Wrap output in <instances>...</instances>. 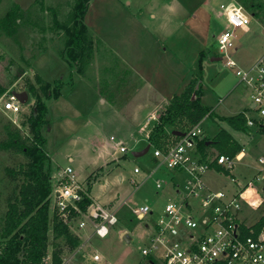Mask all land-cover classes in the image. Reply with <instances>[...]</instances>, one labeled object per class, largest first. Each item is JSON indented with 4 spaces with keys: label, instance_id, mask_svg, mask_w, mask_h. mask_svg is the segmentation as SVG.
Returning a JSON list of instances; mask_svg holds the SVG:
<instances>
[{
    "label": "rangeland",
    "instance_id": "374dc122",
    "mask_svg": "<svg viewBox=\"0 0 264 264\" xmlns=\"http://www.w3.org/2000/svg\"><path fill=\"white\" fill-rule=\"evenodd\" d=\"M120 1L126 6L124 8L134 14H142L144 9L145 14H147L146 7L157 5L162 0ZM179 1L185 5L187 12L174 20L176 23L170 26V38H164V41L170 48L178 49L182 54H184L181 50L183 45H192L190 52L196 48L199 52L205 51L207 54L203 58V72L199 77L200 98L202 104L209 107L210 111L213 112L211 111L212 115L209 116L208 114L204 117L201 123L204 130L202 138H211L221 129H225L243 145L244 151L241 159L236 161V168L231 174L216 175L209 172L205 175V178L217 189L234 191L236 184L232 181V177L243 182L248 181L253 179L263 168L260 158L264 157V136L255 131L235 130L225 121V118L249 110L251 91L246 89L240 82L237 70H249L264 54V0H245L247 8L244 9L248 13H253V4L257 5L258 2H261L262 7L257 9L259 16H252L249 31H244L241 28L237 30L235 47L228 50L227 56L219 50L218 39L226 22V17L220 15V12L223 10L221 5L229 6L232 4V0ZM98 2L87 16V22L89 18L94 16L93 12H98L96 18L93 19L96 23L94 27L96 35H99L101 40L110 46L122 45V53H127L128 58L136 57L137 49L150 43L148 33L141 27L134 28V26H130L129 22L119 13L118 9L114 8L113 4L105 0H98ZM75 5L76 0H0V19L8 11L16 8H19L18 16L21 18L15 34L9 35L0 29V87H8L7 91L12 87L24 89L29 93L28 102L23 104L22 112L17 115L2 109L3 97L7 91L0 94V142L5 137L4 126L9 121L22 130L25 136L28 135L27 120L32 114L35 100L37 97L45 100L44 90L35 78L36 72L44 78L43 81L46 79L47 82H51L52 87L57 86V81L60 83L64 77L65 82L60 84L65 93H71L69 106L72 107H68V104L61 106L55 100H48V123L43 128V135L46 138L44 147L50 155L46 168L52 178L53 190L57 185L58 172L70 166L74 169L77 180L90 189L95 200L106 205L114 202V205L119 206V222L111 226V233L106 238L94 235L87 242H84L86 239L83 238L89 234L88 232H80L83 236L81 246L88 248L87 251H75L66 254L62 264H150L139 250V247L146 243L147 230L140 216L133 213V209L144 204L150 205L154 214L148 216L146 220L154 223L162 215L169 199L180 201L176 196L177 189L172 185L173 178L177 179L179 175L176 176V173L166 165L157 168L158 165L154 161V147L163 148L172 144L175 140L171 133L173 126L166 125L165 131L158 134L156 131L158 130V123H154L153 130L150 133V136L153 131V134H155L153 137L154 146L152 145L146 154L135 156L134 152L143 150L148 144L145 145L144 139L139 143L136 142V139L143 137L141 134L135 135L136 131L131 132L128 129L121 131L117 127L123 117H119L115 110L120 109L122 103L127 107H132L137 103L139 96L129 100L124 92L123 96L116 98V107H113L110 103L102 102V99L96 98L94 101V98L89 96L82 84L76 81L78 80L77 76H74L73 79L75 92L70 91L69 84L73 69L60 55L68 36L66 28L57 25L56 20L61 25L72 26L71 15ZM167 11L165 10L166 13ZM195 17L196 21H194ZM105 50L104 46L99 51L104 66L113 62L111 57L106 56L107 51ZM90 55L91 46L83 54L78 72L85 73L86 76L92 75L94 78L95 74L92 67L90 65L86 66L89 63ZM228 55L235 61L236 67L225 65ZM216 56L224 59L221 61L213 60V57ZM133 59L129 61L135 62ZM222 62H224L223 65H221ZM156 64L155 61L153 67ZM100 70L101 72L103 70L101 65ZM155 83L158 84L160 89H167L166 93H168L170 87L175 90L181 85V81L175 80V78L170 79L168 83L163 82L162 76ZM31 84L34 85L35 91L30 90ZM135 86L131 88L132 91ZM144 100L145 98L142 99V101ZM74 109L78 110L79 114L74 112ZM88 115H91L95 121H99L105 115L106 119L118 125H108L102 131V134L95 136L92 129L83 127L82 119ZM181 124L183 126L180 124L177 126L182 128H184V124L185 128L190 126L185 121ZM126 132L129 133L128 138L123 141L128 144V153H118L116 158L121 157L118 161H110L103 165L105 160L96 159L97 153L93 151V147H86L85 142L89 138L92 143L98 144L110 139L112 135L120 139L119 135H124ZM210 152L211 158L219 154V151L215 148H210ZM24 160L23 154L1 149L0 147V244L3 242L1 235L4 214L7 210V199L16 188V182H13L11 176L8 175V169L18 168ZM136 167L141 169L140 173L134 172ZM107 174L109 176H106ZM149 175L151 177L139 188H136L132 179L141 181ZM120 176L123 177V180H120ZM184 177L185 174L178 179L183 181ZM101 178H104L103 183L98 182ZM157 179L163 180V188H156L155 181ZM258 187L264 188V178L258 183ZM86 211L82 210L76 220L82 219L88 225H93L90 223L87 214L83 213ZM263 215L264 204L260 202L253 206L245 205L241 218H244L247 224L252 225L261 219ZM88 230L89 233L92 232L91 226ZM121 233H123L122 236ZM127 233L133 237L130 242L125 240V234ZM54 244L55 238L52 231H50L48 264L52 263ZM96 253H100L103 259L98 262L93 261L92 255ZM155 264L163 263L157 261Z\"/></svg>",
    "mask_w": 264,
    "mask_h": 264
},
{
    "label": "built area",
    "instance_id": "2783aa9c",
    "mask_svg": "<svg viewBox=\"0 0 264 264\" xmlns=\"http://www.w3.org/2000/svg\"><path fill=\"white\" fill-rule=\"evenodd\" d=\"M221 8L226 22L218 39L219 50L227 56L228 50L235 47L237 30L247 29L252 16L238 3L229 6L222 4ZM223 59L220 57L219 61ZM225 65L236 67L229 55ZM237 75L245 88L251 91L249 110L244 112L245 130L264 136V54L249 70H237ZM22 91L24 89L10 88L3 97L2 109L14 115L20 114L23 103L14 92ZM202 134L199 122L172 144L163 148L154 147L157 168L166 165L175 172L185 174V177L183 181L176 180L175 184L173 179L180 201L169 199L157 222L146 220L154 214L150 205L144 204L133 209L147 229L146 243L139 250L143 257L153 258L163 264H264V225L257 230L255 225L260 219L251 225L241 218L245 205L264 204V188L258 187L264 178V157L260 158L263 168L253 179L243 182L232 177L236 184L234 191L210 190L205 181L206 173L212 169L210 162L215 159L218 166L231 174L244 148L242 153L235 156L220 154L204 161L197 155ZM118 149L124 154L128 153V147L124 144H119ZM134 172L140 173L141 169L136 167ZM149 177L141 181L132 179V182L139 188ZM56 178L57 185L51 195L52 210L71 224L80 236V232H85L91 226L92 232L84 242L94 235L108 237L111 226L119 222V206L94 200L90 190L77 180L70 166L60 170ZM163 183V180L157 179L156 188H163ZM86 197L91 198V203L83 213L87 214L93 225H88L82 219L76 220L78 214L82 213L79 203ZM87 249L82 245L76 251L86 252ZM92 259L98 262L103 256L96 253ZM44 264H48V257Z\"/></svg>",
    "mask_w": 264,
    "mask_h": 264
},
{
    "label": "trees",
    "instance_id": "16d2710c",
    "mask_svg": "<svg viewBox=\"0 0 264 264\" xmlns=\"http://www.w3.org/2000/svg\"><path fill=\"white\" fill-rule=\"evenodd\" d=\"M91 0H76V5L71 15L72 26L61 25L58 20L56 24L66 28L67 40L60 55L75 71H79V66L83 54L92 46V35L84 22L85 15L89 9ZM244 8H247L245 0L239 1ZM253 13L259 16L257 9L262 7L261 2L253 4ZM19 8L8 11L0 19V29L7 34L13 35L21 22L18 16ZM202 53L198 60L196 78L181 95L175 96L166 111L161 115L158 122V134L165 131L166 125L173 126V129L185 132L192 126L199 123L210 113V108L201 102V87L196 89L200 82L199 77L203 72ZM36 81L40 83L45 93V100L37 97L33 106L32 114L27 120L28 135L25 136L22 130L9 121L5 126V137L0 142L1 149H6L21 153L25 160L18 168H9L8 175L16 188L8 197L7 210L4 214L2 235L3 242L0 244V264H44L49 249V233L52 231L55 244L52 252V264H62L66 254L75 252L82 244V237L74 230L73 226L52 210L51 195L53 192L52 178L47 171L46 164L50 155L45 149L46 138L43 135V128L48 123V100L57 98L61 94V85L52 87L51 83L44 82L37 74ZM8 87H0V94L6 92ZM30 90L35 91L34 85H30ZM195 93L196 98H193ZM185 121L190 124L188 128L177 126ZM225 121L235 130H245L244 112L225 118ZM176 125V126H175ZM183 126V125H182ZM154 132V131H153ZM151 134L149 143L154 146V135ZM174 139L177 136H174ZM203 138L197 145V152L201 159L206 161L210 157V148H215L219 154L235 156L244 148L230 132L221 129L213 138ZM211 168H216L229 174L216 164L214 159L210 162ZM91 203V198L86 197L79 203L80 210L86 211ZM52 211V216H51ZM75 213V212H74ZM76 214V213H75ZM73 215V214H72ZM264 225V215L255 225L258 230ZM150 264L157 261L148 258Z\"/></svg>",
    "mask_w": 264,
    "mask_h": 264
},
{
    "label": "crops",
    "instance_id": "0c3cea01",
    "mask_svg": "<svg viewBox=\"0 0 264 264\" xmlns=\"http://www.w3.org/2000/svg\"><path fill=\"white\" fill-rule=\"evenodd\" d=\"M105 1L109 2L110 4H113L114 8L116 10H119V13L124 16V18L129 22L130 26H134V28L141 27L144 31H146L148 33L150 43L145 46L139 47L136 51V57L128 58L126 56L127 53H122V45L116 44L115 46H110L105 43V41L103 42L99 35H96V33L94 32V27L96 23L93 21V19L96 18L98 12H93L94 16L89 18V21L87 22V16L90 14L91 9L95 8L97 3H99L98 0H91L89 9L84 18V22L87 25L93 38V44L91 46V55L89 63L86 66L90 65L95 75L93 78L92 75L86 76L85 73H80L78 71L73 70L71 72L70 77V91L72 93L75 92V82L73 81V79L74 76H77L78 80L76 81H79V83L82 84L83 88L89 93V96L94 98V101L96 100V98L102 99V102L110 103V105L116 107V98L123 96L124 92L126 94V97L128 96L129 100H131L135 96H139L137 99V103L134 104L132 107H127L122 103L120 105V109L115 110V113L119 115V117H123L119 123V126H117V123L114 124L108 119H106L105 115L99 121H95L93 117H91V115H88L87 117H84V119H82V123L84 125L83 127L92 129L95 133V136L102 134V131L105 130L106 126L111 124H114L115 126L119 127L121 131L127 129L131 132L136 131L135 135L138 136V134H141L143 136L141 139H136V142L139 143L141 140L144 139L145 145H147L150 144L148 135L150 134V131L153 130L154 123L159 122L161 115L165 112L164 110L170 105L173 98L185 92L189 85L192 83V81L196 78L198 60L200 59L202 53L204 54L203 58H205L207 54L205 51L199 52L196 48L190 52L192 45L181 46V50H183L184 52V54H182L179 52L178 49L170 48L167 44H165L164 38H170V26L176 23V21L174 20L176 18H179V16L183 13L187 12V8L181 1H159L157 5H150L146 7L147 14H145V9L142 14H134L131 11H128L126 8H124L126 6H124V4H122L120 0ZM239 1L240 0H232V3L240 4ZM165 10H168L167 13L165 12ZM249 14L251 16H255L254 13ZM113 15H115V13H113ZM220 15H222L221 12ZM194 21H196V17ZM243 30L249 31L250 28L248 27L247 29ZM104 46L106 49L105 51H107L106 56H109V58L111 57L113 61L111 62V64L106 66L103 65L104 63L102 62L101 55L99 54L100 49ZM217 58L218 56L213 57V60H218ZM130 59H133L135 60V62H138H130ZM155 61L157 64L155 65V67H153ZM100 65L103 66V74L100 70ZM117 66H121L122 68ZM36 73L38 74V72ZM161 76L163 77V82L167 83L172 78H175V80H180V87L175 90H172V88L170 87L168 93H166L167 89H160L158 84L155 83V81H159V79H161ZM63 79L64 77L61 80L62 83L65 82ZM44 81H46V79ZM60 83L57 81V84ZM134 85H136L134 88L135 91H132L131 88L134 87ZM128 88L131 90H129ZM178 91L179 93H177ZM70 94L71 93H65L64 89L62 88L60 96L49 100H55L56 103L60 104L61 106H66V104H68V107H72L69 106V102L71 101ZM143 98H145L144 101H142ZM74 112L79 114L78 110L76 109H74ZM202 121L203 119L200 122L202 123ZM175 130L176 129L172 128L171 133L173 134V131ZM145 131H147V133H145ZM128 134L129 133L127 132L124 133V135L122 134L123 136L120 134V139H117L115 135H112L110 139H106L104 142L98 144L92 143L89 138V140L85 142L87 144L86 147H93V151L97 153L96 159L105 160V163L103 165L110 161H118V159L121 158H116L118 153H120L118 145H128L123 141L128 138ZM215 136L207 138L209 139L208 141H212ZM112 137H114V139H112ZM197 155L201 158L198 152ZM212 159L213 158H211L210 152L209 160ZM154 161L156 162V158L154 159ZM209 172H213L216 175L225 173L223 171H219L216 168L210 169L207 173ZM175 173L176 176H179L177 177V179L173 178L174 184L176 180L181 181L178 178L182 176L181 173ZM106 176H109V174H107ZM104 178H101L98 182L103 183ZM120 180H123V177L120 176ZM206 183L210 190H220L219 188L217 189L213 187L207 180ZM226 191L231 192L233 190ZM91 197L95 200L92 195ZM242 219L244 220V218ZM85 232H88V234H90L88 229ZM122 234L123 233H121L120 235L122 236ZM81 237L83 238V236ZM86 237L83 239L85 240Z\"/></svg>",
    "mask_w": 264,
    "mask_h": 264
},
{
    "label": "water",
    "instance_id": "95a60500",
    "mask_svg": "<svg viewBox=\"0 0 264 264\" xmlns=\"http://www.w3.org/2000/svg\"><path fill=\"white\" fill-rule=\"evenodd\" d=\"M218 60L220 59V57L217 58ZM200 87V83H198L196 85V89H198ZM245 87V86H244ZM16 94V96L18 97V99L23 103V104H26L29 100V93L24 90L22 92H14ZM193 98H196L195 94L193 95ZM173 134L174 135H177V136H182L184 135V132L182 131H178V130H175L173 131ZM211 141H208L207 143L209 144ZM151 148V144H148L143 150L141 151H138V152H134V155L135 156H141V155H144L146 154ZM132 239V236H130V234H127L125 235V240L127 242H130Z\"/></svg>",
    "mask_w": 264,
    "mask_h": 264
}]
</instances>
